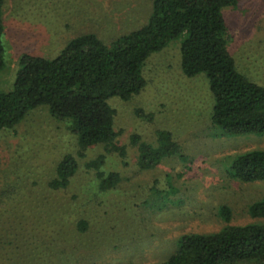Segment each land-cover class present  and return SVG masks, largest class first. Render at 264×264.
Here are the masks:
<instances>
[{"label": "rangeland", "instance_id": "rangeland-1", "mask_svg": "<svg viewBox=\"0 0 264 264\" xmlns=\"http://www.w3.org/2000/svg\"><path fill=\"white\" fill-rule=\"evenodd\" d=\"M153 3L5 0L0 90L13 89L23 54L54 59L85 34L111 46L148 23ZM223 15L237 69L264 88V0H239ZM183 40L149 56L143 67L147 84L138 95L109 99L116 113L113 144L80 147L69 121L56 119L48 107L2 131L0 264H161L179 249L181 236L226 227L219 216L223 204L234 210L229 225L264 223L248 211L264 200V181L231 176L233 156L264 149V135H230L212 124L210 80L205 73L184 74ZM162 131L172 133L182 155L142 170L140 145L159 146ZM69 154L79 169L67 188L55 190L50 182ZM100 157L97 169L93 162ZM98 171L119 172L118 188L103 191ZM84 218L88 229L76 234Z\"/></svg>", "mask_w": 264, "mask_h": 264}, {"label": "trees", "instance_id": "trees-1", "mask_svg": "<svg viewBox=\"0 0 264 264\" xmlns=\"http://www.w3.org/2000/svg\"><path fill=\"white\" fill-rule=\"evenodd\" d=\"M238 1L154 0L148 23L111 46L95 34H85L70 41L54 59L23 54L13 89L0 90V142L3 130L14 129L31 111L48 107L53 117L69 121L80 147L113 144L116 113L109 99L130 100L138 95L147 84L143 76L146 60L181 37L184 74L205 73L210 80L215 98L212 124L230 135H264V88L239 72L228 49L223 9ZM4 4L0 0V72L6 66ZM160 142L157 147L140 145L138 166L142 170L156 167L165 157L182 155L171 132L162 131ZM101 158L93 162L97 169ZM78 169L76 157L66 155L57 166L51 188H67ZM231 176L246 183L264 181V149L233 156ZM98 177L103 191L121 183L119 172L98 171ZM248 211L254 218L264 217V200L252 203ZM219 216L226 227L181 236L179 249L161 264H264V223L229 225L234 210L227 204L220 206ZM89 224L86 218L79 220L76 234H85Z\"/></svg>", "mask_w": 264, "mask_h": 264}]
</instances>
